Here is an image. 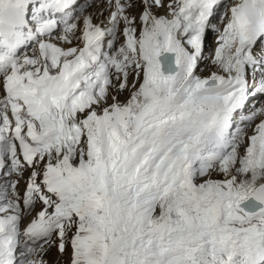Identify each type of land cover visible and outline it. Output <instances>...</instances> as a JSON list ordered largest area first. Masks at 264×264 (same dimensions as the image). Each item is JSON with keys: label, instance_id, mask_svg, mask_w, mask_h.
I'll list each match as a JSON object with an SVG mask.
<instances>
[{"label": "snow or ice", "instance_id": "1", "mask_svg": "<svg viewBox=\"0 0 264 264\" xmlns=\"http://www.w3.org/2000/svg\"><path fill=\"white\" fill-rule=\"evenodd\" d=\"M0 264H264V0H0Z\"/></svg>", "mask_w": 264, "mask_h": 264}, {"label": "bare ground", "instance_id": "2", "mask_svg": "<svg viewBox=\"0 0 264 264\" xmlns=\"http://www.w3.org/2000/svg\"><path fill=\"white\" fill-rule=\"evenodd\" d=\"M214 47H215V44H214V38L213 39H210L209 38V40L208 41H206V46H205V49H204V53L207 55V54H209L210 52H212L213 50H214ZM208 64H209V62L207 61V66H206V71H203V70H199V71H201L202 72V75H200L201 77H203V76H207V75H209L210 74V72H209V68H208ZM201 65H199V67H200ZM198 67V68H199ZM199 71H197V73L199 72ZM200 72V73H201ZM126 95V96H125ZM127 92H125V93H123L121 96H120V99L123 101L126 97H127ZM20 184H22V186L24 185V181H22V182H20ZM24 189V188H23ZM23 189H21V193H22V191H23ZM48 258H49V260H54V259H56L57 257H56V252H55V249H53L52 250V252H50L49 253V256H48ZM62 260L63 261H66L67 260V257H63L62 258Z\"/></svg>", "mask_w": 264, "mask_h": 264}, {"label": "rangeland", "instance_id": "3", "mask_svg": "<svg viewBox=\"0 0 264 264\" xmlns=\"http://www.w3.org/2000/svg\"><path fill=\"white\" fill-rule=\"evenodd\" d=\"M210 39H213L214 37H209ZM209 40V39H208ZM206 53V52H205ZM205 56L207 57L208 56V54L206 55L205 54ZM200 67L197 69V71H199V70H203V71H206V66H207V60H204V61H201L200 62ZM201 71H199L198 73H197V75H202V72L200 73ZM126 96V95H125ZM27 176V173H25V177ZM215 178H219V177H215ZM23 180H21L20 182H22ZM24 188V185L22 186V184H19V190L21 191V189H23ZM65 257H67L66 255H65ZM49 259V258H48Z\"/></svg>", "mask_w": 264, "mask_h": 264}]
</instances>
